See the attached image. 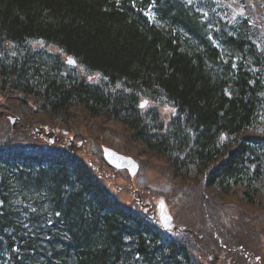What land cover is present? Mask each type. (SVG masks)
<instances>
[{
	"label": "trees",
	"instance_id": "1",
	"mask_svg": "<svg viewBox=\"0 0 264 264\" xmlns=\"http://www.w3.org/2000/svg\"><path fill=\"white\" fill-rule=\"evenodd\" d=\"M31 109L40 114L32 127L118 125L124 150L138 144L179 185L193 181L187 193L201 195L202 212L208 194L214 208L264 213V0H0V118ZM6 126L0 264H204L192 238L163 236L101 193L60 140L25 147L16 138L32 141L29 130ZM208 232L206 258L225 251Z\"/></svg>",
	"mask_w": 264,
	"mask_h": 264
},
{
	"label": "rangeland",
	"instance_id": "2",
	"mask_svg": "<svg viewBox=\"0 0 264 264\" xmlns=\"http://www.w3.org/2000/svg\"><path fill=\"white\" fill-rule=\"evenodd\" d=\"M53 51L57 52L56 50ZM6 114H8V111L5 113V116L0 118V127L7 125L6 128L10 129L11 126L8 119L7 124L4 122ZM24 115V118L21 117V126L19 125L18 129L23 128L30 130L35 121L34 118H39L37 116L40 114L34 109H31V111L25 112ZM78 120L77 129H74V131L86 139V144H88L91 151L95 152L93 154L94 159L99 156L97 154L99 153V145L105 144L116 147L127 154L135 156L141 161L139 171L132 181H129L125 173H117L114 177L113 173L109 169L107 170L106 174L109 175L107 182L124 202L130 203L131 205H133L132 203H136L132 189L141 190L144 197L150 201L161 196H168L170 208H172V212H174L178 224L184 223L190 227H196L197 224H199L202 226L200 230L201 233L204 234V239L206 236L209 237L210 233L206 230L207 223V228L209 229V227H211L212 231H215V228H221V225L218 223V213L220 212L224 225L237 234L241 242L246 241L248 243L249 246L247 245L245 247L243 245L245 247L244 249L251 254H255V256H260L264 263V234H262L264 232L261 226V224H264V213L260 209L256 207L246 208L247 206L244 204L240 206L237 202L224 203V201L218 200L214 201L216 208L212 210V197H209L207 194L205 198L209 199V203H203L204 212H202L198 206L199 200L202 199L201 195L195 190L193 193H187L189 189L188 185H191L193 181L188 179L182 185L178 186L172 180L166 163H163L164 160L150 157L145 153L144 149L138 146V144H131L129 142V151L127 152L124 150V143L121 136V134H123V129L118 125L110 122L108 123V128H105L107 129L106 132H102L98 129L99 126L97 124L92 126V124L85 119L80 118ZM105 126L106 125H103V127ZM5 132H8V130ZM100 132H102V134ZM16 141L31 143V140L26 136L18 137ZM123 185L130 188V190L120 189L119 187ZM176 238L178 240L179 238L191 237L177 234ZM193 246V249L197 248L198 251L201 250L198 242L194 241ZM232 249L236 251L237 255L241 252L237 246L232 247Z\"/></svg>",
	"mask_w": 264,
	"mask_h": 264
},
{
	"label": "water",
	"instance_id": "3",
	"mask_svg": "<svg viewBox=\"0 0 264 264\" xmlns=\"http://www.w3.org/2000/svg\"><path fill=\"white\" fill-rule=\"evenodd\" d=\"M11 121H12L13 127H15V125L19 122V118L16 116H11ZM106 157L110 162H112L114 165L118 167L129 168L132 174H134V172L137 169V164L130 157L118 155L117 153L110 151V150L106 151Z\"/></svg>",
	"mask_w": 264,
	"mask_h": 264
},
{
	"label": "snow or ice",
	"instance_id": "4",
	"mask_svg": "<svg viewBox=\"0 0 264 264\" xmlns=\"http://www.w3.org/2000/svg\"><path fill=\"white\" fill-rule=\"evenodd\" d=\"M117 2H119V0H117ZM3 203V201H0V204H2ZM56 215H59V213H56Z\"/></svg>",
	"mask_w": 264,
	"mask_h": 264
}]
</instances>
